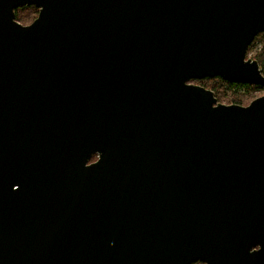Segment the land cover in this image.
<instances>
[{"label":"water","instance_id":"95a60500","mask_svg":"<svg viewBox=\"0 0 264 264\" xmlns=\"http://www.w3.org/2000/svg\"><path fill=\"white\" fill-rule=\"evenodd\" d=\"M260 32L264 0H0V264H264V95L189 83L264 89Z\"/></svg>","mask_w":264,"mask_h":264},{"label":"rangeland","instance_id":"374dc122","mask_svg":"<svg viewBox=\"0 0 264 264\" xmlns=\"http://www.w3.org/2000/svg\"><path fill=\"white\" fill-rule=\"evenodd\" d=\"M32 8L36 11V14L29 7L18 8L19 11L15 14V16L19 18L18 22L20 24L28 25L33 21V19H35V17L37 16L38 10L34 7ZM262 52H264V46L259 41H256L253 44L251 43V47L247 48L246 58L253 59L252 57L256 56L257 59H260L261 58L260 56L263 54ZM207 85H210V84L206 83V86ZM227 88L228 86H226V89ZM226 89L217 88L218 96L219 98H221L220 100L222 101V104L232 102L231 100H236L239 102L243 101L246 104L252 99L264 94V89H255L254 87H251V86L242 87V88H234L235 90H226Z\"/></svg>","mask_w":264,"mask_h":264},{"label":"trees","instance_id":"16d2710c","mask_svg":"<svg viewBox=\"0 0 264 264\" xmlns=\"http://www.w3.org/2000/svg\"><path fill=\"white\" fill-rule=\"evenodd\" d=\"M29 8H31L34 11V13L36 14V11L32 7H29ZM18 11H19V9L15 11V14ZM15 20L18 22L19 18L15 16ZM256 41H259L264 46V32L258 33L256 35V37L254 38L252 44L254 42H256ZM249 47H251V45ZM262 53L263 54L260 56L262 59L261 58L260 59H257L256 56L255 57H252V58H255L257 60V63H258L259 67L262 70V75L264 76V62H263V60H264V52H262ZM190 82L191 83L198 84V85L204 87L205 89L211 90L213 92V94H214V97L217 99V101H221L220 100L221 98H219V96H218L217 88L218 89H226V86H228V88L226 90H232L231 87L229 86L230 83L227 82V81H225V80H223V79H221L220 77L204 78L202 80H191V81H189V83ZM206 83H208L210 85H207L206 86ZM254 88L255 89H261L259 87H254ZM94 159H96V157L95 156H92L91 161H94ZM192 264H202V263L195 262V263H192Z\"/></svg>","mask_w":264,"mask_h":264},{"label":"flooded vegetation","instance_id":"af4514ba","mask_svg":"<svg viewBox=\"0 0 264 264\" xmlns=\"http://www.w3.org/2000/svg\"><path fill=\"white\" fill-rule=\"evenodd\" d=\"M16 11V10H15ZM36 18V17H35ZM34 20V19H33ZM251 59V58H250ZM251 60H254V61H256L257 62V60L255 59V58H253V59H251ZM258 64V63H257ZM259 66V65H258ZM260 68V67H259ZM260 70H261V68H260ZM261 74H262V70H261ZM191 83V82H190ZM191 84H193V83H191ZM195 84V83H194ZM195 85H197V84H195ZM229 86L231 87V89L232 90H235L234 88H242V87H258V86H254V85H248V84H240V83H230L229 84ZM209 90V89H208ZM211 91V90H210ZM213 93V92H212ZM214 95V94H213ZM264 95V94H263ZM260 96H262V95H260ZM260 96H258V97H260ZM257 98V97H256ZM255 99V98H254ZM254 99H252V100H254ZM217 100V99H216ZM251 100V101H252ZM232 102H229V103H225L226 105H240V106H247L251 101H249L248 103H244L243 101L242 102H239V101H236V100H231ZM217 102H219V103H221L222 104V101H217Z\"/></svg>","mask_w":264,"mask_h":264}]
</instances>
